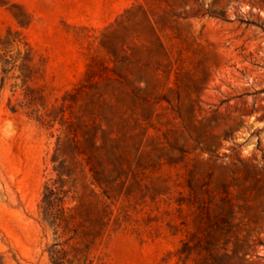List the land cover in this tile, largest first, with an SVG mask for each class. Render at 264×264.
Segmentation results:
<instances>
[{"label":"rangeland","instance_id":"obj_1","mask_svg":"<svg viewBox=\"0 0 264 264\" xmlns=\"http://www.w3.org/2000/svg\"><path fill=\"white\" fill-rule=\"evenodd\" d=\"M55 249L264 264V0H0V264Z\"/></svg>","mask_w":264,"mask_h":264},{"label":"trees","instance_id":"obj_2","mask_svg":"<svg viewBox=\"0 0 264 264\" xmlns=\"http://www.w3.org/2000/svg\"><path fill=\"white\" fill-rule=\"evenodd\" d=\"M44 218L50 222L56 229L63 226V223L68 221L67 210H65L62 198L56 195L53 189L44 195ZM59 250L55 249L51 253L52 264H66L64 256L58 253Z\"/></svg>","mask_w":264,"mask_h":264}]
</instances>
